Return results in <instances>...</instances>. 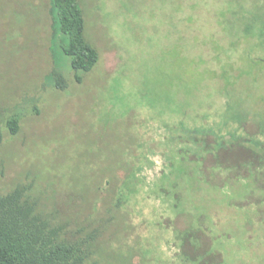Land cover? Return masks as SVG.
<instances>
[{"label":"rangeland","instance_id":"obj_1","mask_svg":"<svg viewBox=\"0 0 264 264\" xmlns=\"http://www.w3.org/2000/svg\"><path fill=\"white\" fill-rule=\"evenodd\" d=\"M48 3L0 0V194L32 180L68 236L100 226L96 264H197L191 231L208 264H264V175L212 187L184 141L222 114L247 138L264 125V0H81L99 53L81 83L52 50Z\"/></svg>","mask_w":264,"mask_h":264},{"label":"trees","instance_id":"obj_2","mask_svg":"<svg viewBox=\"0 0 264 264\" xmlns=\"http://www.w3.org/2000/svg\"><path fill=\"white\" fill-rule=\"evenodd\" d=\"M48 7L52 20V50L54 53L59 50L60 56L69 59L75 81L81 83V75L90 73L99 61L98 50L84 36L85 14L81 0H49ZM51 75L56 89H67V83L58 69H53ZM237 122L243 124L239 117L222 114L217 116V121L208 122L207 131L200 132L193 128L184 132V141L188 143L192 156L190 161L195 163L194 172L206 184L209 182L204 177L218 175L219 181L210 184L220 190L239 177L246 179L255 173L264 175V171H261L264 169V125L258 124L259 131L251 139L245 137L242 126L230 130L231 125ZM18 123L16 117L7 120L6 126L11 136L17 134ZM209 137L212 138L211 142L208 141ZM167 142L169 145L174 143L170 149L172 152L179 148L180 143L175 142H183V138H170ZM238 147L242 150L240 156L235 154ZM207 161L209 166H206ZM126 179L125 183H120L121 188L127 197L133 196L137 186L134 183L136 176ZM32 191L31 180L16 184L11 190L0 194V264H96L92 258L101 235L100 226L87 233L79 229L68 236L65 226L57 223L54 215L39 210L38 199ZM116 201L118 208L123 205L120 199L116 198ZM105 225L108 223L104 222ZM202 240L203 236L195 231L182 239L181 249L187 262L208 264L206 258H213L211 253L204 251ZM197 241H200L199 244ZM192 243L195 245L191 246ZM188 247H199V250L189 253L186 250ZM205 249L208 251V247Z\"/></svg>","mask_w":264,"mask_h":264}]
</instances>
